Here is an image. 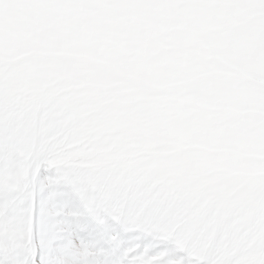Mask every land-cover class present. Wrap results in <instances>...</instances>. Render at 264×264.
<instances>
[{
	"label": "rangeland",
	"instance_id": "rangeland-1",
	"mask_svg": "<svg viewBox=\"0 0 264 264\" xmlns=\"http://www.w3.org/2000/svg\"><path fill=\"white\" fill-rule=\"evenodd\" d=\"M224 0H8L0 109H46L87 150L52 179L90 211L77 170L145 156L182 196L264 208V25ZM114 218V217H113Z\"/></svg>",
	"mask_w": 264,
	"mask_h": 264
},
{
	"label": "snow or ice",
	"instance_id": "snow-or-ice-1",
	"mask_svg": "<svg viewBox=\"0 0 264 264\" xmlns=\"http://www.w3.org/2000/svg\"><path fill=\"white\" fill-rule=\"evenodd\" d=\"M178 6L223 7L264 25V0ZM45 111L0 109V264H264V208L182 196L150 157L77 170L90 209L79 212L81 200L52 183L64 169L50 162L90 145L67 149Z\"/></svg>",
	"mask_w": 264,
	"mask_h": 264
}]
</instances>
